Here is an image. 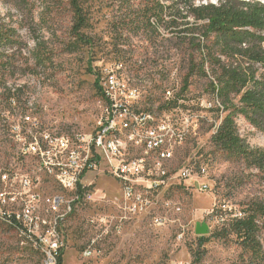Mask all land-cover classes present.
<instances>
[{"label": "rangeland", "instance_id": "374dc122", "mask_svg": "<svg viewBox=\"0 0 264 264\" xmlns=\"http://www.w3.org/2000/svg\"><path fill=\"white\" fill-rule=\"evenodd\" d=\"M204 1L217 2L192 3ZM132 3L127 6L125 0H84L88 28L83 32L90 37L91 45L71 53L66 48L72 26L67 0H51L46 5L35 2L31 16L24 9H16L13 0H0L2 21L16 28L24 45L19 50H0V109H9L5 90H16L15 110L33 106L45 126L65 133L92 134L103 108L94 86L95 76L117 60L127 61L128 67H122L126 86L148 90V79L154 78L155 86L147 93L143 108L151 110L162 104L161 90L171 83L165 71L175 72L182 86L191 48L175 38L164 23L154 32L123 22L124 7L137 6ZM37 44L41 63L34 59ZM141 62L147 67L145 72L141 71ZM189 83L183 99L188 109L197 111L198 129L177 152L173 167L192 159L202 146L205 175L199 180L176 182L153 199L148 213H134L109 175L98 171L86 174V192L56 230L58 247L63 250L62 264H263L253 259L234 236H226L215 212L222 213V204L240 211L253 202L264 204V183L256 170L226 158L213 146L211 136L223 114L206 112V106H200L215 103L206 79L195 75ZM236 124L240 137L250 147L264 148L263 131L241 117ZM7 151V146L0 148V163L7 160ZM200 183L206 190H199ZM58 193L55 186L41 190L43 197ZM42 209L41 217L52 218ZM155 218L162 223L156 224ZM5 219L6 215L0 214V264H50L48 244L34 243ZM197 224H206L208 232L197 235ZM199 237L205 239L200 248ZM258 239L264 251V229L259 230ZM85 251L90 254L85 255Z\"/></svg>", "mask_w": 264, "mask_h": 264}, {"label": "built area", "instance_id": "2783aa9c", "mask_svg": "<svg viewBox=\"0 0 264 264\" xmlns=\"http://www.w3.org/2000/svg\"><path fill=\"white\" fill-rule=\"evenodd\" d=\"M122 67H128L127 61L117 60L97 75L103 108L92 134L65 133L45 126L33 106L15 110V98L7 101L9 109H0V148L7 146L8 150L7 160L0 163V214L34 243L48 244L50 264H55L60 248L56 230L79 202L86 174L98 171L109 175L134 213H148L153 199L176 182L205 175L202 146L192 159L173 167L177 152L198 129V116L186 108L175 72L165 71L171 83L161 90V97L165 105L174 100L176 106L159 110L158 105L150 110L142 104L155 86L154 78L148 79V90L126 86ZM146 68L141 62V71ZM200 106L210 108L204 103ZM48 186H55L59 193L43 197L41 190ZM206 188L200 183V191ZM41 208L52 218L41 217ZM219 210L222 213L215 215L221 223L243 217L242 211L230 204H222ZM154 222L162 223L159 218Z\"/></svg>", "mask_w": 264, "mask_h": 264}, {"label": "trees", "instance_id": "16d2710c", "mask_svg": "<svg viewBox=\"0 0 264 264\" xmlns=\"http://www.w3.org/2000/svg\"><path fill=\"white\" fill-rule=\"evenodd\" d=\"M48 1L51 0H13V6L24 9L31 16L35 2L46 5ZM125 2L127 6L130 2L137 3V6L135 9L124 7V16L120 18L123 22L150 28L154 32L164 23L165 28L173 30L175 38L191 48L180 94L186 91L193 76L207 80V88L215 103L204 110L223 114L211 136V143L226 158L241 161L246 169L256 170L264 183V148L250 147L240 137L236 124V119L241 117L254 129L264 132V3L255 0L204 1L197 5L192 0ZM83 4L84 0H67L72 26L71 40L66 48L71 53L91 45L90 37L83 32L88 28ZM38 45L34 59L41 63ZM23 47L16 28L5 24L0 17V50ZM94 86L101 95L97 75ZM15 93L16 90H5V100L15 98ZM175 106L176 101L173 100L168 105L160 104L158 109L168 110ZM85 192L86 188L79 190L80 198ZM242 213V218H228L221 225L225 227L226 236H234L253 259L264 264V251L258 239L259 230L264 229V204L253 202ZM204 242L205 239L199 237L198 248ZM62 255L63 250L59 248L55 264H62Z\"/></svg>", "mask_w": 264, "mask_h": 264}, {"label": "water", "instance_id": "95a60500", "mask_svg": "<svg viewBox=\"0 0 264 264\" xmlns=\"http://www.w3.org/2000/svg\"><path fill=\"white\" fill-rule=\"evenodd\" d=\"M247 1V0H245ZM208 232V227L206 224H197L195 228V233L199 236L205 235Z\"/></svg>", "mask_w": 264, "mask_h": 264}]
</instances>
